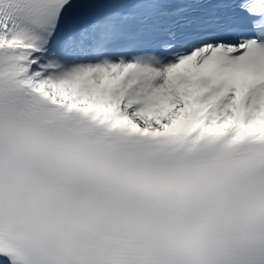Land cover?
Here are the masks:
<instances>
[{
  "label": "snow or ice",
  "instance_id": "1",
  "mask_svg": "<svg viewBox=\"0 0 264 264\" xmlns=\"http://www.w3.org/2000/svg\"><path fill=\"white\" fill-rule=\"evenodd\" d=\"M0 264H264V0H0Z\"/></svg>",
  "mask_w": 264,
  "mask_h": 264
}]
</instances>
